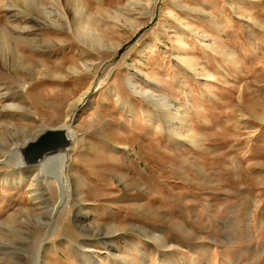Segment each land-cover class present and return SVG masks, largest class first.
<instances>
[{
  "label": "rangeland",
  "instance_id": "374dc122",
  "mask_svg": "<svg viewBox=\"0 0 264 264\" xmlns=\"http://www.w3.org/2000/svg\"><path fill=\"white\" fill-rule=\"evenodd\" d=\"M0 264H264V0H0Z\"/></svg>",
  "mask_w": 264,
  "mask_h": 264
},
{
  "label": "bare ground",
  "instance_id": "6f19581e",
  "mask_svg": "<svg viewBox=\"0 0 264 264\" xmlns=\"http://www.w3.org/2000/svg\"><path fill=\"white\" fill-rule=\"evenodd\" d=\"M85 41H86V39H85ZM68 117H70V114L68 115ZM48 130L63 131L66 138L68 139L70 147L68 149L63 150V151H56L55 153L47 154L42 159H40L38 162H36L33 166L27 167V168H35L32 170H29L30 174L32 173L33 176H32V179H30V181H29L31 184L29 183L28 187L33 188L35 186V184H32V183H34V181L36 180L37 182L39 181V183L44 182L45 185H47V187H49V189L52 188V186L55 188V184H56L57 188L60 191L64 192L62 189V185L64 182L68 183V181H69L65 175V167L68 164V156L67 155L71 152L73 144H74V136L71 133L69 128H67V127H59V128H55V129H51V128H45L44 129L43 128L34 137L29 138L26 141H24L22 143V145H17L16 143L14 145H11V149L15 153V156L17 158V162H18L17 165H19V167L22 168L24 165L23 157H22V149L25 148L30 143L36 141L42 134H44ZM23 168H25V167H23ZM55 168L59 169L60 171L55 173L54 172ZM39 183H37V186L40 185Z\"/></svg>",
  "mask_w": 264,
  "mask_h": 264
},
{
  "label": "water",
  "instance_id": "95a60500",
  "mask_svg": "<svg viewBox=\"0 0 264 264\" xmlns=\"http://www.w3.org/2000/svg\"><path fill=\"white\" fill-rule=\"evenodd\" d=\"M70 144L63 131L48 130L22 149L23 167H31L44 156L68 149Z\"/></svg>",
  "mask_w": 264,
  "mask_h": 264
}]
</instances>
